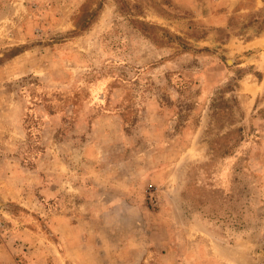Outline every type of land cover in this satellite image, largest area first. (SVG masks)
<instances>
[{
  "label": "rangeland",
  "instance_id": "rangeland-1",
  "mask_svg": "<svg viewBox=\"0 0 264 264\" xmlns=\"http://www.w3.org/2000/svg\"><path fill=\"white\" fill-rule=\"evenodd\" d=\"M0 222L18 264H264V0H0Z\"/></svg>",
  "mask_w": 264,
  "mask_h": 264
},
{
  "label": "crops",
  "instance_id": "crops-1",
  "mask_svg": "<svg viewBox=\"0 0 264 264\" xmlns=\"http://www.w3.org/2000/svg\"><path fill=\"white\" fill-rule=\"evenodd\" d=\"M58 231V230H57ZM82 242V241H81ZM166 253L162 254V259L164 261L165 264H175V262H178V259L176 257V255H174V253H177V249L176 248H172L169 247L168 249L165 250ZM67 253H70V251H68ZM141 252H137L136 255L130 256L131 259L130 261H128V263H132V264H141L142 260L145 257L146 251L143 252L142 255H140ZM71 255H74L73 252L70 253ZM12 253L11 250L7 247L6 243H0V264H18L17 261H15L14 259H12ZM98 256H96V258L98 260ZM177 259V260H176ZM185 263L184 264H195L194 261H192V263L189 261L188 257L185 258ZM86 260V259H85ZM84 259L81 258V264H83ZM162 262V264H164Z\"/></svg>",
  "mask_w": 264,
  "mask_h": 264
},
{
  "label": "built area",
  "instance_id": "built-area-1",
  "mask_svg": "<svg viewBox=\"0 0 264 264\" xmlns=\"http://www.w3.org/2000/svg\"><path fill=\"white\" fill-rule=\"evenodd\" d=\"M0 224H1V222H0Z\"/></svg>",
  "mask_w": 264,
  "mask_h": 264
}]
</instances>
